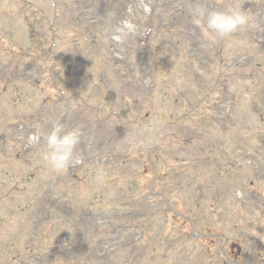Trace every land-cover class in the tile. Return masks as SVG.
Returning <instances> with one entry per match:
<instances>
[{
	"label": "rangeland",
	"instance_id": "1",
	"mask_svg": "<svg viewBox=\"0 0 264 264\" xmlns=\"http://www.w3.org/2000/svg\"><path fill=\"white\" fill-rule=\"evenodd\" d=\"M23 1L0 0V264L264 263L254 240L264 237V0H53L57 18L52 0H28L44 23ZM146 26L154 47L141 41ZM195 100L215 123L185 124ZM135 128L154 149L194 135L179 150L171 142L172 158L190 161L171 189H149ZM195 208L192 228L167 215L191 222ZM213 236L234 242L208 252Z\"/></svg>",
	"mask_w": 264,
	"mask_h": 264
}]
</instances>
